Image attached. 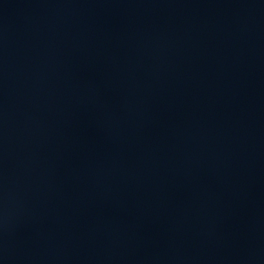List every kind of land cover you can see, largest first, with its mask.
Returning a JSON list of instances; mask_svg holds the SVG:
<instances>
[{
  "label": "water",
  "instance_id": "95a60500",
  "mask_svg": "<svg viewBox=\"0 0 264 264\" xmlns=\"http://www.w3.org/2000/svg\"><path fill=\"white\" fill-rule=\"evenodd\" d=\"M0 264H264V0H0Z\"/></svg>",
  "mask_w": 264,
  "mask_h": 264
}]
</instances>
